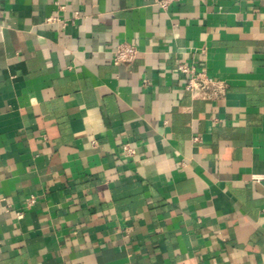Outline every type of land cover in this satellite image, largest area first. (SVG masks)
Listing matches in <instances>:
<instances>
[{
    "label": "crops",
    "instance_id": "crops-1",
    "mask_svg": "<svg viewBox=\"0 0 264 264\" xmlns=\"http://www.w3.org/2000/svg\"><path fill=\"white\" fill-rule=\"evenodd\" d=\"M0 264H264V0H1Z\"/></svg>",
    "mask_w": 264,
    "mask_h": 264
},
{
    "label": "built area",
    "instance_id": "built-area-1",
    "mask_svg": "<svg viewBox=\"0 0 264 264\" xmlns=\"http://www.w3.org/2000/svg\"><path fill=\"white\" fill-rule=\"evenodd\" d=\"M154 6L159 7L165 12H169L172 5L177 0H143ZM1 9V0H0ZM138 54V47L135 44L122 42L117 45L114 54V64H130L132 63ZM178 70L181 74L185 75L186 89L192 93L194 97L201 98L203 100H214L225 95L227 84L224 80L215 79L210 73L204 69H199L193 64L181 62L178 64ZM96 145V141L93 142ZM138 153L136 147L130 143H124L122 145L121 155L125 161L134 157ZM29 202H34V197L29 199ZM18 217L21 218L22 214L19 213Z\"/></svg>",
    "mask_w": 264,
    "mask_h": 264
}]
</instances>
